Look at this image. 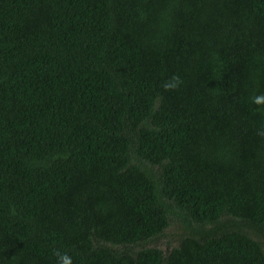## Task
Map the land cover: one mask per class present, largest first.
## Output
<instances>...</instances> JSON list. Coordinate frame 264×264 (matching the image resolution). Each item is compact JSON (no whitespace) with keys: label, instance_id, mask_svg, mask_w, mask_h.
I'll return each mask as SVG.
<instances>
[{"label":"trees","instance_id":"obj_1","mask_svg":"<svg viewBox=\"0 0 264 264\" xmlns=\"http://www.w3.org/2000/svg\"><path fill=\"white\" fill-rule=\"evenodd\" d=\"M261 93L264 0H0V264H264Z\"/></svg>","mask_w":264,"mask_h":264},{"label":"clouds","instance_id":"obj_2","mask_svg":"<svg viewBox=\"0 0 264 264\" xmlns=\"http://www.w3.org/2000/svg\"><path fill=\"white\" fill-rule=\"evenodd\" d=\"M183 83L179 75H173L168 81L163 84V87L167 91L175 90ZM252 102L257 105H264V93L254 95L251 97ZM264 136V131L258 133ZM53 255L56 257V264H73L71 255L67 252H61L59 249L54 250Z\"/></svg>","mask_w":264,"mask_h":264},{"label":"rangeland","instance_id":"obj_3","mask_svg":"<svg viewBox=\"0 0 264 264\" xmlns=\"http://www.w3.org/2000/svg\"><path fill=\"white\" fill-rule=\"evenodd\" d=\"M175 230L171 229L168 232V235L162 236L160 239H158V244L165 250L167 248V244L170 243L172 246L175 241H176V236H175Z\"/></svg>","mask_w":264,"mask_h":264}]
</instances>
